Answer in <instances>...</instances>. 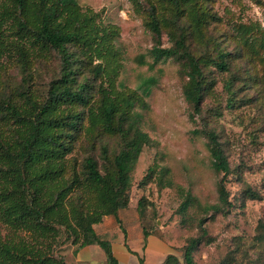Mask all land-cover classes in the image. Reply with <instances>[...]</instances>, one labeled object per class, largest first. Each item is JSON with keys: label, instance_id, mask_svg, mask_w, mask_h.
<instances>
[{"label": "trees", "instance_id": "16d2710c", "mask_svg": "<svg viewBox=\"0 0 264 264\" xmlns=\"http://www.w3.org/2000/svg\"><path fill=\"white\" fill-rule=\"evenodd\" d=\"M128 1L135 6L140 4V0ZM168 1L173 11L169 18L160 16L154 4L146 8V25L156 42L166 32L172 43L168 48L154 46L152 54L180 64L186 78L183 98L195 114L200 113L204 93L215 85L207 77L210 67L216 73L229 74L223 80V89L227 106L233 107L234 84L243 76H235L231 65L237 60L251 63L254 56L255 40L246 37L248 28H237L239 37L233 35L236 48L229 52L208 34L209 26L217 18L206 6L197 0ZM109 41L107 31L96 25L92 14L81 11L77 0L0 2V58L14 57L25 73L32 60L55 51L60 55L61 66L60 77L50 83L42 102H37L28 91H0V121L7 124L9 131L0 128V223L27 235L0 238V264H66L52 248L58 236L56 226L63 227L73 243L80 240L76 252L97 245L107 264H118L110 242L97 234L94 226L103 217H115L119 210L129 207L132 172L150 140L139 126L141 114L134 111L136 104L142 102L140 96L136 92L115 91L112 84L95 88L96 77L103 68L100 64L87 68L95 78L91 80L86 68L81 67L109 52ZM193 45L195 51L191 49ZM260 46L264 47V42ZM245 74L251 83L258 82L257 76ZM92 92L96 93L94 102H90ZM84 120L89 124L87 133L96 131L95 138L111 137L117 143L111 155L106 146L101 147V166L88 156L80 164V171H76L66 157ZM206 138L211 168L218 174H227V159L217 135L207 131ZM154 173L162 187L164 170L150 168L146 177ZM218 192L219 203L228 204L221 183ZM188 204L186 200L182 207ZM208 208L213 213L221 210L217 205ZM202 222L200 235L189 238L184 245L181 260L167 255L161 264H196L195 252L206 235ZM145 229L144 238L149 233ZM259 230L255 240L264 243L261 220Z\"/></svg>", "mask_w": 264, "mask_h": 264}, {"label": "rangeland", "instance_id": "374dc122", "mask_svg": "<svg viewBox=\"0 0 264 264\" xmlns=\"http://www.w3.org/2000/svg\"><path fill=\"white\" fill-rule=\"evenodd\" d=\"M77 3L82 12L95 17L96 25L107 31L110 40L109 52L81 67L87 70L101 65L103 72L96 77L95 88L112 84L115 91L136 92L140 96L142 102L136 104L134 111L141 114L139 126L150 140L132 172L129 207L116 217L124 211L119 210L115 219L103 217L94 230L114 229L121 234L122 225L126 226L124 219H132L138 213L146 229L157 231L170 242L172 255L180 261L187 240L200 235L199 222L203 220L206 235L195 252L196 264H264V243L255 240L260 233L258 223L264 222V47L260 46L264 42V0H197L217 18L209 26L208 34L221 47L233 52V35L239 37V26L247 27L246 37L255 40L252 62L237 60L231 65L235 76H243L234 84L233 107L227 106L223 89V80L229 74L216 73L210 67L207 77L215 85L204 93L199 114L183 98L186 78L180 64L171 58H156L151 51L154 46L168 48L172 43L166 32L156 42L146 25V8L154 4L160 16L169 18L173 13L171 1L140 0L139 6L128 0ZM191 49L196 50L194 45ZM60 69V55L55 51L32 60L25 73L14 57H1L0 91H28L37 102H42L50 83L60 77ZM248 72L249 76H257L258 82L251 83L245 74ZM87 76L95 79L88 70ZM92 96L90 102L96 100L95 92ZM88 127L84 120L66 157L76 171H80V164L88 156L101 166V147L106 146L111 155L117 143L111 137L95 138L96 131L87 133ZM0 128L9 132L3 121ZM207 131L217 135L227 159V174H218L210 166ZM150 168L164 170L162 187L157 183V173L146 177ZM68 176L69 172L65 174ZM220 183L226 193V205L218 201ZM186 200L189 204L182 207ZM216 205L221 210L213 213L208 207ZM56 228L54 253L63 256L66 264H75L80 240L73 243L63 227ZM19 236L27 235L0 223L2 240ZM127 245L136 249V243ZM90 248L93 264H107L98 246Z\"/></svg>", "mask_w": 264, "mask_h": 264}, {"label": "crops", "instance_id": "0c3cea01", "mask_svg": "<svg viewBox=\"0 0 264 264\" xmlns=\"http://www.w3.org/2000/svg\"><path fill=\"white\" fill-rule=\"evenodd\" d=\"M124 212L125 210L118 212L116 217H119V215ZM125 216H127L126 213L124 214V217ZM104 218L115 219V217L113 216H106ZM124 221L126 223V226L122 225L123 233L121 234H118L114 229H109L102 232H97L95 230L97 234L102 235L108 239L111 245L112 254L116 258L118 264H140V259L142 260L143 264H161L167 255H172L170 242L160 234H157V231L150 234L151 230L145 229L149 233L144 238V227L138 213L135 214L134 218H125ZM142 241L143 245H141ZM129 242L136 243V249H131L130 247H128L127 243ZM90 246L91 245L85 246L76 252L75 264H93V261L91 260ZM100 251L103 253L101 249ZM103 256L105 258L104 253Z\"/></svg>", "mask_w": 264, "mask_h": 264}]
</instances>
